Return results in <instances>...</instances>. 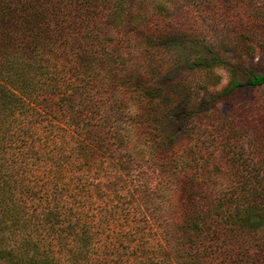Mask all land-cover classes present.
I'll return each mask as SVG.
<instances>
[{"label": "rangeland", "instance_id": "obj_1", "mask_svg": "<svg viewBox=\"0 0 264 264\" xmlns=\"http://www.w3.org/2000/svg\"><path fill=\"white\" fill-rule=\"evenodd\" d=\"M108 1L111 5L107 12L117 3ZM165 1L125 0L122 14L109 18L111 25L105 17L97 15L90 23L78 25L74 35L61 36V28L52 27L48 47L53 53H45L52 67L56 63L67 68V73L75 71L84 76V80L78 77V82H73L78 85L73 87L75 104L84 105L83 99L100 100L96 106L88 103L95 126L92 133L99 144L102 138L111 141L97 150L94 148L87 156L90 160L84 155L85 165L89 164L86 187L91 192L90 204L89 209L86 206L78 214L83 215L87 225L92 222L95 240L91 248L93 252L99 251L92 258L102 260V253L108 252L111 264H148L151 260L170 264L175 258L182 260L186 251L194 250L189 240L195 235L190 236L186 245L182 243L188 233L182 227L181 202L202 198L201 204L208 200L221 205L238 199L247 206L252 203L264 209V197L258 199L252 190L264 189V87L243 85L225 98L209 100L233 77L246 82L251 74H264V0H222L229 6L215 15H221L217 26L222 32L233 22L231 16L236 18L237 12L248 3L257 9L260 19L251 24V32L241 44L237 41L222 44L221 53L227 58V66L203 69L190 65L200 57L208 59L212 55L198 41H193L190 34L200 31L210 43L215 40L210 13L203 5L192 7L180 0H170L167 11H158L166 6ZM169 30L181 36L178 34L166 42L148 41L152 32ZM80 59L94 66L97 62L103 69L102 73L94 71L92 81L82 86L89 76V67L81 66ZM160 107L173 113L156 117L169 120L172 125L167 128L164 147L158 149L148 123ZM191 110L202 115L185 117ZM219 212L223 213L222 209ZM219 214L221 224H228L236 218L235 214L264 219V211L250 207L240 214L232 211L228 221L224 214ZM206 216L209 221L215 220V216ZM32 223L41 228L36 236L40 234L53 243L52 254L66 264L64 251L56 243L58 239H53L56 233L53 236L48 233L43 220ZM107 234L109 237L101 241L105 246L96 241ZM254 237L240 246L233 242L218 245L221 264H240L250 257L256 260L257 254L263 258L264 254L255 250L264 243V221ZM145 240L147 244L139 249L133 247ZM4 242L5 247L8 243V250L15 243L9 233ZM130 246L137 250L129 253ZM209 247L206 244L200 250L209 252ZM107 262L108 256L104 263ZM0 264L19 263L0 261Z\"/></svg>", "mask_w": 264, "mask_h": 264}, {"label": "trees", "instance_id": "obj_2", "mask_svg": "<svg viewBox=\"0 0 264 264\" xmlns=\"http://www.w3.org/2000/svg\"><path fill=\"white\" fill-rule=\"evenodd\" d=\"M115 1L117 3H113V7L107 12V7L111 5L108 0H0V261L19 264H62L52 254L53 243L47 242L46 237L40 234L36 236L41 228L33 225L32 221L43 220L47 225L46 231L52 236L56 233L53 239H58L56 243L62 252L64 251L66 264H111L108 252L102 253V260L92 258V254H99V251L93 252L91 248L95 240L92 222L87 225L83 215L78 214L86 206L89 209L90 204L88 199L91 192L87 191L86 187L89 164L85 165V158L90 160L87 156L94 148L97 150L103 143L111 141L102 138L99 144L98 138L92 133L95 126L92 124L93 117L89 114V104L96 106L97 103L100 104V100L94 102L92 98L83 99L82 101L86 102L84 105L80 102L75 104L76 92L73 87L77 88L78 77L84 80V76L75 71L67 73V68L56 63L52 67L45 53L52 52L50 46L48 47L52 27H55V30L61 28V36L65 33L74 35L79 30L75 29L78 25L86 21L90 23L97 15L105 17L111 25L109 18L122 14L126 4H123L125 0ZM180 1L192 7L200 8L203 5L212 17L210 27H213V42L202 38L200 31L198 34L196 31L190 34L193 41H198L212 55L208 59L200 57L194 60L190 65L193 69L227 66V58L222 57L221 53L222 44L227 45L231 41L241 44L251 32V24L260 19L256 13L257 9L252 3H248L237 12L239 15L236 18L231 16L233 22H229L222 32L217 26L221 15L215 16L229 7L225 6L222 0ZM165 3L166 6L159 7L158 11L166 10L167 5L172 2L166 0ZM63 30L68 32L62 33ZM178 34L174 30L158 34L152 32L148 35V41L166 42L168 38H175ZM80 64L89 67V76L81 86L92 81L94 71L103 72L97 62L94 66L93 63L80 59ZM75 81L76 86L73 84ZM243 85L263 88L264 74H251L246 82L237 81L233 77L221 92L211 94L209 100L213 102L225 98ZM143 86L147 88V84ZM140 95H143L142 91ZM171 111L160 107L152 115L149 113L153 116L152 122L148 123L151 126L150 134L155 133L151 135L156 137L153 141L158 149L160 146L164 147L167 128L172 125L169 120L156 117L161 113L169 115L173 113ZM199 112L191 110L185 117H194ZM184 122L188 120L184 119ZM263 177L260 180H263ZM252 190L258 199L263 200L261 197H264V189L259 187ZM201 199L181 202L182 227L188 233L182 243H187V240L191 239L190 236L195 235L189 240L195 249L186 251V248L185 256H181L183 261L175 258L170 264H221L222 257L218 254V245L222 242H233L240 246L244 241L252 240L261 229L264 219H256L252 214L244 218L235 214L236 218L229 220L228 224H221L217 214H224L225 221H228L232 211L240 214L246 207L254 211L264 209L252 203L247 206L238 199L235 202L230 199V202L221 205L210 203L208 200L201 204ZM255 203H258L257 200ZM73 205H77V208H73ZM221 209L223 213L219 212ZM76 214L78 215L75 216ZM206 215L215 216V220L212 218L211 223ZM90 217H93V213ZM237 230L240 232H236ZM7 233L11 235L13 242L17 243L16 248L15 243L10 250L7 249L8 243L4 246ZM108 237L107 234L96 241L101 242ZM147 242L148 240H145L134 244L133 247L139 249ZM43 244L46 246L40 248ZM101 244L105 246L104 242ZM206 244L211 245L209 252L200 250ZM137 249L130 246L129 253ZM255 251L264 254V243L256 246ZM23 255L19 261L17 258ZM107 256L108 262L104 263ZM255 259H243L240 264H261L263 262L260 261H264V257L259 258L258 254ZM148 264L156 262L151 260Z\"/></svg>", "mask_w": 264, "mask_h": 264}]
</instances>
